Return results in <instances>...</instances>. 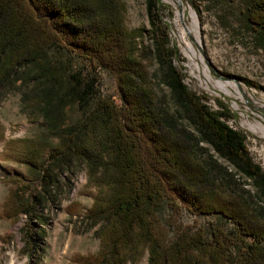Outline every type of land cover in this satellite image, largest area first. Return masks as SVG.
Listing matches in <instances>:
<instances>
[{"label": "trees", "instance_id": "16d2710c", "mask_svg": "<svg viewBox=\"0 0 264 264\" xmlns=\"http://www.w3.org/2000/svg\"><path fill=\"white\" fill-rule=\"evenodd\" d=\"M146 8L150 30L130 31L123 0H0V87L30 82L29 102L41 107L46 123V133L16 159L30 176L10 178L6 216H25L43 226L40 212L57 203L59 178L80 162L97 192L84 218L99 225L100 249L87 264L137 263L145 253L149 264H264V209L235 192L234 176L201 145L262 194L264 172L252 160L246 138L227 125L228 108L212 111L184 84L160 0H146ZM247 18L264 42V0H249ZM144 38L149 47L142 44ZM52 47L109 71L124 108L99 99L83 123L63 128L68 110L86 101L88 89L64 85L47 60ZM146 53L160 67L178 108L175 114L155 107ZM183 119L197 137L182 126ZM198 151L207 154L205 161L198 159ZM179 202L196 214L230 220L236 236L216 227L207 241L202 229L190 233L178 228L169 240L157 211L165 204L175 210ZM35 237L39 234L29 236L30 245Z\"/></svg>", "mask_w": 264, "mask_h": 264}, {"label": "rangeland", "instance_id": "374dc122", "mask_svg": "<svg viewBox=\"0 0 264 264\" xmlns=\"http://www.w3.org/2000/svg\"><path fill=\"white\" fill-rule=\"evenodd\" d=\"M181 1L186 7L185 18L178 4L174 7L160 0L161 17L170 26V46H175L178 51L174 65L188 90L201 98L212 111L228 108L231 118L227 125L246 138L252 160L264 172V133L250 128L251 125H260L264 129V42L258 30L248 22L249 0ZM123 2L127 28L130 31L150 30L146 0ZM189 8L197 14L200 43L186 31ZM142 44L151 45L146 38ZM189 45L196 52L193 59L189 56ZM47 60L64 85L81 84V88L88 89L86 101L74 103L68 110L63 128L83 123L99 99H109L117 109L124 108L116 79L109 71L102 67L94 68L57 47L48 50ZM144 65L149 76L148 86L155 95V107L175 114L178 108L161 80L155 57L146 53ZM215 82L228 84L231 95L225 94ZM31 94L30 82L17 81L0 87V132L3 137L0 142V264H87L98 254L100 241L96 235L99 225L92 226L84 218L97 192L88 184L82 163L74 162L70 173L59 178L60 185L54 191L57 203L45 206L40 212V219L46 222L43 226L25 216L17 219L6 216L5 205L13 187L10 178L30 176L28 168L16 159L46 133L41 107L32 108L29 102ZM182 126L194 137L198 136L196 129L184 119ZM50 139L53 143L58 142L54 137ZM201 146L219 166L234 176L235 192L246 194L254 207L264 209V194L237 174L211 148ZM206 155L203 151L197 152L200 161H205ZM178 204L175 210L165 204L157 211L158 221L166 227L169 240L174 239L178 228L190 233L202 229L207 241L216 227L236 236L235 226L230 220L217 214L199 215L181 202ZM33 234H39V237H35L30 245L29 236ZM245 241L252 242L250 238ZM261 248L264 250V242ZM128 264H149L148 254L145 253L137 263Z\"/></svg>", "mask_w": 264, "mask_h": 264}, {"label": "bare ground", "instance_id": "6f19581e", "mask_svg": "<svg viewBox=\"0 0 264 264\" xmlns=\"http://www.w3.org/2000/svg\"><path fill=\"white\" fill-rule=\"evenodd\" d=\"M165 3H169L171 5H173L174 7L177 6L179 1L180 3H182L181 0H162ZM186 7L184 6V4L182 3V15L185 18L186 17V13H185ZM189 18H188V22L189 25L186 26V31L193 36L196 41L198 43L199 42V31H198V22H197V14L195 13V11L192 8H189ZM188 52H189V56L191 59L195 58L196 56V52L195 49L192 45L188 46ZM205 75L207 76V78L209 80H211V78L209 77V75L205 72ZM219 89H221L225 94L227 95H231V92L228 88V84H224V83H220V82H215L214 83ZM231 86H234L233 84H229ZM250 128L253 131H261L264 133V129L260 126V125H251Z\"/></svg>", "mask_w": 264, "mask_h": 264}, {"label": "water", "instance_id": "95a60500", "mask_svg": "<svg viewBox=\"0 0 264 264\" xmlns=\"http://www.w3.org/2000/svg\"><path fill=\"white\" fill-rule=\"evenodd\" d=\"M178 2V5H179V7H180V9L182 8V3H180L179 1H177Z\"/></svg>", "mask_w": 264, "mask_h": 264}]
</instances>
